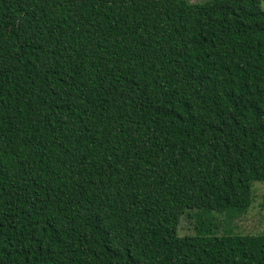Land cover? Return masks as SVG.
Instances as JSON below:
<instances>
[{
  "label": "trees",
  "instance_id": "1",
  "mask_svg": "<svg viewBox=\"0 0 264 264\" xmlns=\"http://www.w3.org/2000/svg\"><path fill=\"white\" fill-rule=\"evenodd\" d=\"M262 3L0 0V264H264Z\"/></svg>",
  "mask_w": 264,
  "mask_h": 264
},
{
  "label": "rangeland",
  "instance_id": "2",
  "mask_svg": "<svg viewBox=\"0 0 264 264\" xmlns=\"http://www.w3.org/2000/svg\"><path fill=\"white\" fill-rule=\"evenodd\" d=\"M191 3H200L204 0H189ZM264 10V0L262 3ZM225 214L213 212L211 217L213 221L223 226ZM196 221L194 218L186 216L183 218L180 226L181 235H193L195 233ZM235 231L241 234H258L264 232V182L253 184V203L248 214L238 223L235 221ZM225 228V227H224Z\"/></svg>",
  "mask_w": 264,
  "mask_h": 264
}]
</instances>
